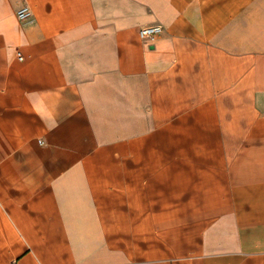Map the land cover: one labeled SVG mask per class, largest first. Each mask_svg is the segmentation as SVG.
Returning <instances> with one entry per match:
<instances>
[{
	"label": "crops",
	"instance_id": "crops-1",
	"mask_svg": "<svg viewBox=\"0 0 264 264\" xmlns=\"http://www.w3.org/2000/svg\"><path fill=\"white\" fill-rule=\"evenodd\" d=\"M0 264H264V0H0Z\"/></svg>",
	"mask_w": 264,
	"mask_h": 264
},
{
	"label": "built area",
	"instance_id": "built-area-1",
	"mask_svg": "<svg viewBox=\"0 0 264 264\" xmlns=\"http://www.w3.org/2000/svg\"><path fill=\"white\" fill-rule=\"evenodd\" d=\"M18 15L20 19L24 20L29 15V11L27 8H24L21 11H19ZM163 31L164 28L161 25L146 26L140 29L139 36L145 43H148L154 38L160 36L163 33ZM19 59H23V58L19 56Z\"/></svg>",
	"mask_w": 264,
	"mask_h": 264
}]
</instances>
